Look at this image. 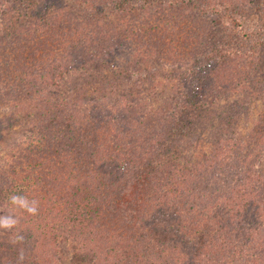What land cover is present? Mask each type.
Returning a JSON list of instances; mask_svg holds the SVG:
<instances>
[{
    "label": "trees",
    "instance_id": "1",
    "mask_svg": "<svg viewBox=\"0 0 264 264\" xmlns=\"http://www.w3.org/2000/svg\"><path fill=\"white\" fill-rule=\"evenodd\" d=\"M135 1L0 0V83L16 90L14 103L30 97L26 115L41 114L31 142L0 164V206L19 218L0 232V264H63L68 252L71 264H264V236L246 220L264 212V127L245 130L251 104L264 99V80L250 72L254 63L264 75V25L244 23L254 0ZM109 6L125 17L137 9L142 20L122 37L117 24L102 29L90 12ZM188 6L212 16L211 42L179 68V109L139 113L131 98L145 70L101 57L144 32L160 60L178 36L170 15ZM80 52L115 75L101 78L117 100L92 102L86 70V86L67 87L65 63ZM132 79L128 95L120 82ZM149 125L158 128L151 136ZM198 126L208 146L190 159L204 145L191 137ZM12 194L38 200V214L11 205ZM126 194L135 201L128 209ZM16 235L23 241L13 243Z\"/></svg>",
    "mask_w": 264,
    "mask_h": 264
},
{
    "label": "rangeland",
    "instance_id": "2",
    "mask_svg": "<svg viewBox=\"0 0 264 264\" xmlns=\"http://www.w3.org/2000/svg\"><path fill=\"white\" fill-rule=\"evenodd\" d=\"M135 2L139 4L138 0H136ZM252 4V9L247 12L250 13V17H246V19L244 20L245 25L247 27H250L252 26V24H254L255 21H259L260 24L264 25V0H254ZM186 8L187 9H183L181 11L175 10L173 11L172 15H170L169 13L170 16L174 17L175 19H179V26L175 32V35L178 36H176V42L172 43H175V46H170L168 51H165L163 53L160 60L156 59V50H158V48L156 47L158 46L155 47L154 44H151L149 38L144 32H141L145 36H142V41L140 43L134 41H124V47L121 46V50L118 53H115L113 57H101L104 58V60H101V62L103 63H114L115 69H118L123 66L125 67L127 64H130L132 66H140L145 70L143 71V79L139 81L140 83H142L138 86L140 88L139 95L137 96L135 94V96L131 98V102L135 103V101H137V97H139V104L141 105L140 109H138L139 113H141L142 111H146L148 113L151 112L152 115H154L156 113L158 114V112L163 114L164 112H166V110L169 109H172L173 112L179 109L181 107L180 97L183 96L181 92L185 91L186 88L182 79H178V74H181V72L183 71L179 68L183 66L185 68L186 64H189L195 59L193 58V56L197 57L199 55L202 49L201 42H203V45L209 44L211 42L210 37H212V35L210 34L209 30L212 25V16H202L199 10L192 9L191 6H188ZM137 12L138 10L136 9L135 14H137ZM90 13V16L95 19V21L98 22L101 27L103 26L104 28H107L108 26L117 24V32H120L119 35L121 37L124 35H128L129 29L135 28V25H137L138 22L142 20L141 18H138L135 14L133 15V17H125V15H119V13L115 9H113L112 6H109L105 9V11H102L100 14L94 13L93 15V12ZM206 13L208 12L206 11ZM141 14L146 15L147 13H143L141 11ZM95 28H97V31L100 30V28L98 27ZM140 37L141 36H139L138 38ZM169 53L172 54L169 55ZM88 55L86 53L84 55V53L80 52L79 54L75 55L74 58L75 61L77 60V63L72 60L65 63L67 70L64 76H66L68 82L67 87L69 88V86L71 87L74 84H84L83 86H86V79L82 74L84 70H86L91 72L92 76L95 78L92 84L86 86L89 91L90 98L93 99L92 102L94 101L96 104H103L107 100H117V93L112 95V90L109 87V83L103 81L104 79L101 78V76L103 75L105 77L108 76L109 80H113L115 79L113 78L115 75L112 76V74L103 73L101 68L97 67L101 62H99L97 66H94L92 61H90V57H86L87 62L84 63L82 59ZM241 63L245 64L246 60H244V63L241 61ZM251 66L252 68L250 69V72L254 79L258 80L262 77L261 80L263 81L264 75L262 76L261 74L262 70L260 69V66H257L254 63H252ZM147 73L153 74L156 77L155 80H149V77L146 78ZM130 81L133 83L131 84V86L127 85V83L125 82L119 81L121 83L120 89H122L121 87H124L125 93H127L128 95L131 92L137 91L135 87L136 79H132ZM6 82L7 81L2 80L0 83V164L10 163L13 159V156L18 154L21 144L25 145L26 143L31 142L32 135L34 132V130H32V127L37 121H40L41 119V114L40 112L36 111V108L35 110L32 109L33 111L29 116L25 114V111L27 110V107L31 101V99H29V96L28 99L26 95L23 96L25 101L19 102L16 100L15 103L13 102L14 98L16 97V90H8L7 85L9 86V84ZM262 83L264 84V81ZM263 84L262 86H264ZM233 96L237 97L238 94H234ZM251 105L252 110H250L251 113L247 118V120L249 121L247 122L248 125L245 129L246 132H249V129L251 128L254 129V127H264L263 122L261 120V118L264 117V99H259L253 102ZM141 118L143 117H140V119ZM244 119L246 118L243 116L240 119L242 124L244 123ZM138 120L139 119H136L135 123ZM167 120L169 119L164 118L161 121L167 124ZM172 120L169 121V125H172ZM141 128L142 127L139 124L137 125L136 130H144ZM146 129L148 132L152 131V133L158 131L156 125H149L146 127ZM149 136H151V132ZM145 137L146 138H143L142 141L138 142L145 143L149 141L150 138L147 135ZM178 137H180V135L176 136V139ZM191 137L201 138L200 142L204 144L198 149L197 152L195 151L191 156L192 158H190L195 159V156H200L207 149L208 143H206L205 145V142L203 140L207 139L208 130L204 129V132H202V129L200 128V126H198L193 129ZM132 139L134 140V138ZM126 199H129L127 200V209L130 208V202L132 204H135L134 199H132L129 194H126ZM0 215H8L6 208L0 206ZM246 220L249 222L247 224L259 226V231L261 233L260 235L264 236V212L263 216L250 214ZM234 226L231 225V227ZM3 230L4 229L0 228V232H3ZM69 254L71 253H66L67 258L64 259L63 264H71L68 257L70 256Z\"/></svg>",
    "mask_w": 264,
    "mask_h": 264
},
{
    "label": "clouds",
    "instance_id": "3",
    "mask_svg": "<svg viewBox=\"0 0 264 264\" xmlns=\"http://www.w3.org/2000/svg\"><path fill=\"white\" fill-rule=\"evenodd\" d=\"M9 203L18 209L26 211L30 215H37L39 212V201L36 199L29 200L28 197L19 194H12L8 197ZM19 223V218L13 214L0 215V228L5 230H11ZM22 235H16L13 243L23 241ZM24 254L21 251L18 262L23 261Z\"/></svg>",
    "mask_w": 264,
    "mask_h": 264
}]
</instances>
